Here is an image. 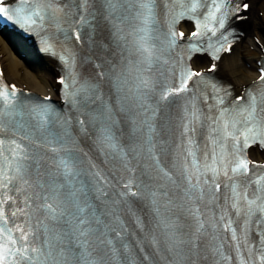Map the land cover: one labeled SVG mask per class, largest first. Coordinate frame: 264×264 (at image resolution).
<instances>
[{
    "label": "snow or ice",
    "instance_id": "6c2138e0",
    "mask_svg": "<svg viewBox=\"0 0 264 264\" xmlns=\"http://www.w3.org/2000/svg\"><path fill=\"white\" fill-rule=\"evenodd\" d=\"M23 2L27 3L28 0H23ZM85 3H87V0H85ZM106 3L110 13L117 10V0H106ZM124 3H128L129 9L138 6L135 15L142 18L145 25L148 24L149 18L152 15L153 0H119L120 7H123ZM212 3L215 6L216 12H219L221 5L216 4V0H212ZM196 7L197 5L193 3L191 11H194ZM243 7L246 9L248 5L245 4ZM60 11H62V9L58 6H54L52 0H47L46 3L42 4L31 14L25 15L24 8H21L16 13V16L25 24H34L35 20L32 18L34 15L39 16L40 19L43 20L45 16L54 18ZM169 12L171 26L169 28L166 43L170 48L175 44L177 37H184V33L177 32L174 25L179 23V20L183 18L186 13L181 12L179 14H173L171 9ZM0 14L8 15V10L3 6V0H0ZM208 15L215 20V12H209ZM81 19L83 20L84 18L81 17ZM224 23V18L221 16L219 19V27L223 28ZM204 28L207 29L208 25L205 24ZM139 31L143 32L144 35L139 37L138 50H142L143 53H146V55H144V61L150 64L151 57L154 53L152 47L147 44V28H141ZM211 32L214 36L216 34V29L212 28ZM205 34L206 33L201 32V24L197 21V30L192 32L191 36L200 37ZM77 38L79 37L77 36ZM224 39H227V37H224ZM196 47L195 44L190 45L191 49H196ZM220 47L223 48V45ZM217 51H219V49H217ZM213 57L218 58L215 53H213ZM214 69L215 64L212 65L210 70ZM202 75L201 72L189 69L186 74H182L180 87L165 91L161 98L167 99V97L173 93L185 91L188 80H191L194 76ZM0 77H2V71H0ZM259 80L264 81V70H261ZM61 83H64L63 79H61ZM75 83L76 81L73 80V84ZM65 88L67 89V85H65ZM117 88L120 90L119 81L117 82ZM141 88L150 90V81L147 79H140L135 91L132 93L138 101L137 106L146 108L143 100L147 97V91L142 93L140 91ZM96 89V85L85 82L79 87L74 88L73 91H66L65 96L66 98L71 97L72 103L75 104L79 103L77 97L80 95H83L85 101L91 99ZM18 91L15 85L9 86L4 84L0 86V104H2V107H0V130L6 127L4 124V117H8L9 123H12L15 116L22 115V113L12 110V104ZM248 95L249 103L247 105L238 108L234 107L232 110L222 109L219 116L214 118L210 117L213 125H215L212 131L219 133V138L221 140L227 141L228 138H231L234 142L233 150L236 154V159L234 161L229 159L223 144H221L219 152L213 149L210 162L209 154L205 153V163L200 165L195 158V153L190 148L188 154L193 157L191 162L193 171L188 173L187 179L189 181L195 176L197 184L199 183L201 167L204 173H212L213 180L221 174L231 178L229 175L230 172L235 175L239 172L248 171L250 162L246 158L239 156V153L255 143L264 146V120L258 116L257 96L251 92H249ZM121 99H126V97H122ZM243 99L244 97H237L238 101ZM218 103L222 104L223 100L219 99ZM121 110H124L123 104H121ZM260 111H264V109ZM110 113L111 108L106 107L104 115L105 122L111 120ZM101 131L103 133V139L105 141H110L111 135L109 128H102ZM185 131H188L187 126H185ZM3 143L4 141L0 140V145ZM12 143L15 144V141ZM191 143H193V141L189 140V144ZM216 143L217 141L213 140V144ZM2 155L3 153L0 152V156ZM11 155L13 160H8L7 163L0 165V189L8 190L14 182L18 181L20 186L13 187L12 190L14 192L31 191L24 196L25 207L17 208L11 213L13 217L17 215L26 217L24 223L17 224L11 229L0 227V264H74L77 258L87 261V256L90 254L87 253L88 241L86 237L92 232V223H99V221L91 217L90 213H86L87 205L81 206L76 192L70 187L67 180H65L64 183H60L56 177L45 180L39 172H37L38 178L35 182L27 178V166L24 161L28 159V156L24 152L22 145H16V147L11 150ZM5 159L7 160V158ZM61 163L63 166V176L67 178L70 175V169L66 162ZM184 167L187 168V164H185ZM192 186L196 187V185ZM215 187L219 189L220 185L215 184ZM36 189H39V191H36ZM233 197L236 202L233 203L232 207L237 210L238 214L241 211L239 205L240 200L246 201L249 215L257 209L260 212H264V197L262 196H257L256 199H248L246 193L241 194L237 192L235 185H233ZM258 200L260 203H257ZM9 201L15 203L12 195H5V197L0 200V220H3L5 224L8 223V217L5 214L3 205L7 204ZM36 201H42V203H36L33 209L32 205ZM34 211H43L44 213L43 219H37L35 225L32 223ZM41 230L44 234V240L42 245L37 246L35 241L39 238L38 233ZM13 233H18V238L13 235ZM73 240L83 249L78 256L68 247ZM260 260L264 262V255L260 256ZM87 264H92V262L87 261Z\"/></svg>",
    "mask_w": 264,
    "mask_h": 264
},
{
    "label": "bare ground",
    "instance_id": "6f19581e",
    "mask_svg": "<svg viewBox=\"0 0 264 264\" xmlns=\"http://www.w3.org/2000/svg\"><path fill=\"white\" fill-rule=\"evenodd\" d=\"M262 7V4H259ZM264 11V7L262 8ZM261 20L255 14H252L248 18V22L246 23L247 31H251V33H255L259 37H261V32L257 28ZM1 39V37H0ZM251 42H253L252 38H249ZM241 45H235L230 53L223 56V71L222 74L226 78L234 79L236 82L240 80H247L250 77L254 76V72L251 68H248L244 65L243 59L250 58V54L252 53L249 50H246ZM0 50L2 51V63L5 69L6 75L10 79H14L20 82H27L31 86H35L39 89L44 87V83L46 80L42 77V72L47 73L44 68V64L41 63L38 59H29L18 58L14 54V50L12 47L6 43L5 41L0 42ZM204 60L200 58H195V63L198 65H203ZM23 67L22 75L18 74V68Z\"/></svg>",
    "mask_w": 264,
    "mask_h": 264
},
{
    "label": "rangeland",
    "instance_id": "374dc122",
    "mask_svg": "<svg viewBox=\"0 0 264 264\" xmlns=\"http://www.w3.org/2000/svg\"><path fill=\"white\" fill-rule=\"evenodd\" d=\"M20 70V69H19ZM20 73V72H19Z\"/></svg>",
    "mask_w": 264,
    "mask_h": 264
}]
</instances>
